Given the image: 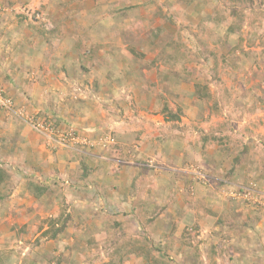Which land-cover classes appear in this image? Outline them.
Wrapping results in <instances>:
<instances>
[{
	"label": "rangeland",
	"instance_id": "obj_1",
	"mask_svg": "<svg viewBox=\"0 0 264 264\" xmlns=\"http://www.w3.org/2000/svg\"><path fill=\"white\" fill-rule=\"evenodd\" d=\"M4 1L0 25L18 24L17 33L31 38L23 46L35 44L36 52L42 39L57 54L55 49H68L57 38L75 40L68 52L73 62L66 65L31 56L40 75L33 82L47 86L40 104L29 108L20 100L21 116L0 110V168L11 176L3 189L11 191L8 200L19 190L14 175L36 177L34 184L50 189L70 187L77 177L93 188L99 180H121L125 191L133 180L134 192L160 210L148 261L113 249L107 256L104 241L114 229L106 223L99 227L97 247H88L87 257L97 258L92 264H264V0H77L86 12L63 32L51 30V18L59 4L73 7L75 1ZM93 19H102L103 28H95ZM48 66L51 78L42 74ZM9 70L13 76L34 75L27 60ZM29 119L52 131L34 130ZM121 120L135 124L136 140L119 150L114 129ZM100 161L108 169L100 170ZM74 162L79 170L72 174ZM111 164L117 165L115 176L108 172ZM104 208L106 221L122 222L126 237L145 236L134 216L139 207L132 217ZM39 223L38 232L46 228L42 237L50 223ZM1 228L15 233V225ZM187 237L190 246L181 243Z\"/></svg>",
	"mask_w": 264,
	"mask_h": 264
},
{
	"label": "crops",
	"instance_id": "obj_2",
	"mask_svg": "<svg viewBox=\"0 0 264 264\" xmlns=\"http://www.w3.org/2000/svg\"><path fill=\"white\" fill-rule=\"evenodd\" d=\"M73 1H75L73 3V7L71 4L69 6L59 4L57 6L56 10L59 12H55V17L51 18V30L59 27L60 32H63L68 26H70L73 20H76V16L78 14H80L79 16H82V13L86 12V10H83L81 7H76L75 3L77 0H67L66 2L72 3ZM0 2L6 3L7 1L0 0ZM111 2L112 5L116 3L115 1ZM50 8L51 6L48 7L49 10ZM103 9L104 7H99V10ZM138 13L139 11L135 13L137 20L139 19ZM100 14L103 13L101 12ZM100 14L97 16L98 18L100 17ZM108 19L111 21L114 20L112 15H110ZM91 24L95 26V28H103L102 26L104 21L102 19L101 21L93 19ZM21 25L23 24H20V26ZM10 27L15 32L10 31ZM17 31H19V26L16 23L14 25H7V23L0 25V43L2 44L3 42L5 44V54L0 55L1 83L8 92H6V94L15 98L17 104L20 105V100H24L22 102H27V107L33 108L34 104H40L39 94L43 96L42 93L47 87L46 85L39 87L37 86V83L33 82V80H36L37 77L40 76L38 75V71L35 70V60H39L47 64L49 62H56L58 63L57 66H60L59 63L66 65L65 63L73 62V59H70L72 53L69 55L68 52L75 44V40L63 39L62 36L57 38L62 39L60 43L67 46L68 49H55L58 53L51 54L48 47L42 42H39L42 39H38L37 44H39V50L35 52V44L28 46L22 45V40L27 43V40L31 38H25L21 32L18 34ZM22 32L27 33L28 31L23 30ZM15 33L20 35V37L15 38ZM85 45L86 42L83 46ZM9 52H11V54H9ZM39 52L41 53L37 54ZM25 53L26 55H23ZM32 55L35 58L34 61L31 58ZM22 60H27V62L32 65V72L34 71V75L30 76L28 75V72V76L21 75L18 77L12 75L9 68H16L22 65ZM112 62H114V60H112ZM42 74L51 78V68H49V66L44 68ZM43 79L45 78L43 77ZM47 84L51 86V83ZM103 84L104 83H102V86ZM102 86L101 89H103ZM108 125L109 122L101 124L98 128L103 131ZM134 126L135 124H133V122L128 123L123 120L117 122V128L114 130L116 132L115 137L117 142H119V150L123 148L122 145L125 146V143H127L126 146H129V143L135 142L136 134L134 132L136 129ZM105 142H109V140H105ZM106 156H108V154ZM93 160L96 161L95 159ZM105 160L108 159L105 158ZM87 163H89V161ZM100 163L103 166L100 170H103V168L106 167L105 164L107 162L100 161ZM73 164L74 167L72 168L73 171H71L72 174L79 170L78 167H76V162ZM111 166L112 167L110 169L112 171L108 170V172L112 173L110 175H117L115 171V169H117V165L114 167L113 164H111ZM36 167L37 170H39V166L36 165ZM22 168L26 169L24 174L29 173L28 171H30V169L25 165V163H23ZM93 169L95 170V168ZM52 171L54 172V169ZM96 171L97 170L94 172L95 175H97ZM120 173L123 174L124 172L122 173V171H120ZM51 176L53 177V175ZM51 176L46 175L45 178L50 180ZM98 177H100V175H98ZM117 177L122 178V175L119 174ZM14 178L16 182L19 183V190L17 189L9 200L0 202V238L2 240H9L12 245L9 248L4 246V242H0V264H92V261L94 260L87 257L89 252L88 247L91 248L88 241L91 238H94V236L97 237L99 235V230H101L99 227H105V224L107 223L106 217H104L107 209L104 207H110L111 209L115 208L114 210L117 212L116 214H118L119 208L122 216L124 212H130L131 214V210L135 206V198L132 197V194L135 195L133 186L137 185L133 182V180L128 183V187L124 191L121 180L116 182H113L111 179H109V181L104 180L105 182L103 180H99L98 184L95 188H93L94 185L91 187V183H82V180L81 182H79L80 180L77 181V177L72 179L69 177L71 181L74 180L73 182H75L70 187L64 186L62 187L63 189L51 187L50 189L47 184H43L47 187V190L43 194H38V190L35 186L43 185L42 182L39 184L33 183L35 182L34 179L36 177L14 175ZM52 182H55V180H52ZM85 184L88 185V187H86ZM77 193H80L79 197L77 196ZM95 195L96 197L94 198L93 196ZM145 198L149 201L150 195H145ZM147 204L149 203L147 202ZM65 209L66 213L70 216V220L64 232L57 235L55 239L48 238L49 234H43L42 237L44 238H42L40 234L46 228L43 229L41 233L38 232L40 226L39 222L47 221L50 223L51 220H54L63 214ZM190 215H192V212ZM130 216L132 217L133 214ZM126 217H128V215H126ZM202 221L203 220H201V223L204 224ZM3 223H7L9 226L15 225V236L8 231L3 233L1 228ZM50 227L51 226H49V229ZM93 227H96V231L94 232Z\"/></svg>",
	"mask_w": 264,
	"mask_h": 264
},
{
	"label": "trees",
	"instance_id": "obj_3",
	"mask_svg": "<svg viewBox=\"0 0 264 264\" xmlns=\"http://www.w3.org/2000/svg\"><path fill=\"white\" fill-rule=\"evenodd\" d=\"M246 2L251 3L252 1L246 0ZM15 110H17V108ZM42 126H44V125H42ZM44 127H47L46 129H48V127H49L50 131H52L51 125H45ZM84 169H85L86 175H88V173L91 172V170L88 167H84ZM10 180H11V176L8 174V172L6 170H3L0 168V202L6 201V199L8 200L9 196L11 195V191H4L3 190V189H6L5 187H8ZM133 187L136 188V186H133ZM11 188H13V187H9V189H11ZM35 188L38 190L37 191L38 194H43L47 190V187H42V186H35ZM132 197L135 198V201L139 200V202L136 201L135 206H134L135 208L139 207V211L135 214V217L139 218V221L143 225L142 226L143 227V233L145 234V236L142 237V239H139L140 241H138L137 239H132L131 237H126L125 232H123V227L121 224L122 222L119 223L120 221L115 220L112 223H109V219L107 218V229L111 227L112 229H114V231H113L112 235L109 236L106 239V241H104V243H106L107 246H109L108 251H104V250L103 251L105 252V254L107 256H109L110 250L113 249V251H115L116 254L122 255L124 257L125 256H132V257H136V258H141L145 261L148 259V257L151 254L150 245L152 242L151 237L153 236L151 234H152V232H153V234L155 232V230H153L152 228H153V224L155 223V221H157V216H158L157 213L160 210L157 209V207H154L153 209H151V207H150L151 205H149V204L146 205L143 201V195L139 196V194L135 193V196H132ZM199 216L200 215L197 216V221H200ZM69 220H70V216L66 213V209H65L63 214L58 216V218L51 220V222H50L51 233H50V229H47L44 232V234L45 235L49 234L48 238H50V239H55L57 237V235L64 232V230L66 229V227L68 225ZM117 230H120L121 232H119V234H118ZM172 231L174 232V229ZM175 231H176V229H175ZM101 234L99 235L100 237H101ZM187 234H188V232H187ZM99 236L91 238L88 241L89 245L96 248L98 245L97 242L100 239ZM181 243L184 246H190L192 244L191 237L184 238V241H181ZM96 259L97 258L92 259V260L96 261Z\"/></svg>",
	"mask_w": 264,
	"mask_h": 264
},
{
	"label": "built area",
	"instance_id": "obj_4",
	"mask_svg": "<svg viewBox=\"0 0 264 264\" xmlns=\"http://www.w3.org/2000/svg\"><path fill=\"white\" fill-rule=\"evenodd\" d=\"M14 108L15 107H14L12 100L10 98H7L4 96L3 89L0 85V110H3L7 113H11V112H16ZM34 127L35 128H41L42 125L41 124H35ZM71 139H73V138H71ZM82 143H86V142L83 140Z\"/></svg>",
	"mask_w": 264,
	"mask_h": 264
},
{
	"label": "clouds",
	"instance_id": "obj_5",
	"mask_svg": "<svg viewBox=\"0 0 264 264\" xmlns=\"http://www.w3.org/2000/svg\"><path fill=\"white\" fill-rule=\"evenodd\" d=\"M0 85H1V82H0ZM1 87H2V85H1ZM2 89H3V87H2ZM5 90L3 89V94H4V96L5 97H7V98H10L11 100H12V102H13V104H14V109H16V102L14 101V99L13 98H11L9 95H7L5 92H4ZM1 111H3V110H1ZM16 112H11V113H7V112H5V111H3L4 113H7V114H18L19 115V113H21L20 112V108L18 107V109L17 110H15ZM22 114V113H21ZM19 116H21V115H19ZM29 123H32L33 125H35V124H41L40 122H38V121H36L35 119H29ZM42 125V124H41ZM34 130H38V128H35L34 127Z\"/></svg>",
	"mask_w": 264,
	"mask_h": 264
}]
</instances>
